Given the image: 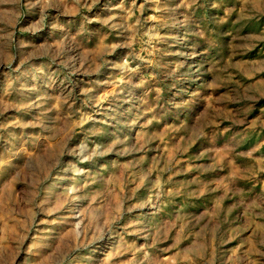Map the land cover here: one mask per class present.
Segmentation results:
<instances>
[{
    "label": "rangeland",
    "instance_id": "374dc122",
    "mask_svg": "<svg viewBox=\"0 0 264 264\" xmlns=\"http://www.w3.org/2000/svg\"><path fill=\"white\" fill-rule=\"evenodd\" d=\"M0 264H264V0H0Z\"/></svg>",
    "mask_w": 264,
    "mask_h": 264
}]
</instances>
